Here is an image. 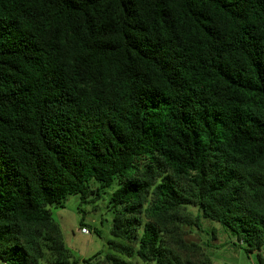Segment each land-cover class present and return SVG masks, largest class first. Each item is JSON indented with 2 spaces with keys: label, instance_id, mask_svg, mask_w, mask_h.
<instances>
[{
  "label": "trees",
  "instance_id": "trees-1",
  "mask_svg": "<svg viewBox=\"0 0 264 264\" xmlns=\"http://www.w3.org/2000/svg\"><path fill=\"white\" fill-rule=\"evenodd\" d=\"M116 181L87 264H212L189 206L264 249V0H0V260L78 264L51 207Z\"/></svg>",
  "mask_w": 264,
  "mask_h": 264
},
{
  "label": "rangeland",
  "instance_id": "rangeland-1",
  "mask_svg": "<svg viewBox=\"0 0 264 264\" xmlns=\"http://www.w3.org/2000/svg\"><path fill=\"white\" fill-rule=\"evenodd\" d=\"M117 186L118 181L113 188L104 189L101 197L93 202L71 195L63 207H51L52 215L61 227L65 244L78 264H87L84 260L98 252L109 251L108 242L115 239L111 233L114 213L110 208V198ZM184 213L189 222L183 225V239L188 244L199 246V249L187 252L195 261L209 257L212 264H264V249L246 252L243 245L221 223L202 216L197 220L200 214L197 207L189 206ZM86 224L91 229L89 233L81 231V227ZM132 261L141 264L137 257L132 258ZM96 263L101 264L100 261Z\"/></svg>",
  "mask_w": 264,
  "mask_h": 264
},
{
  "label": "built area",
  "instance_id": "built-area-1",
  "mask_svg": "<svg viewBox=\"0 0 264 264\" xmlns=\"http://www.w3.org/2000/svg\"><path fill=\"white\" fill-rule=\"evenodd\" d=\"M81 231L84 232V233H89V230L87 227H82L81 228Z\"/></svg>",
  "mask_w": 264,
  "mask_h": 264
},
{
  "label": "crops",
  "instance_id": "crops-1",
  "mask_svg": "<svg viewBox=\"0 0 264 264\" xmlns=\"http://www.w3.org/2000/svg\"><path fill=\"white\" fill-rule=\"evenodd\" d=\"M0 264H7L6 262H4V261H2V260H0Z\"/></svg>",
  "mask_w": 264,
  "mask_h": 264
}]
</instances>
